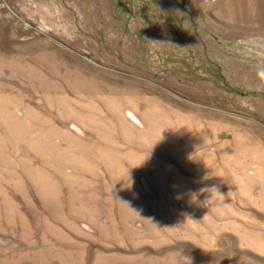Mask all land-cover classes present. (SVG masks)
<instances>
[{"label": "rangeland", "instance_id": "374dc122", "mask_svg": "<svg viewBox=\"0 0 264 264\" xmlns=\"http://www.w3.org/2000/svg\"><path fill=\"white\" fill-rule=\"evenodd\" d=\"M262 72L264 0H0V264H264Z\"/></svg>", "mask_w": 264, "mask_h": 264}, {"label": "clouds", "instance_id": "9594fccd", "mask_svg": "<svg viewBox=\"0 0 264 264\" xmlns=\"http://www.w3.org/2000/svg\"><path fill=\"white\" fill-rule=\"evenodd\" d=\"M261 74L264 75V72H262ZM201 191L202 192L207 191L209 193V197L207 199H211L213 192H215L217 195L220 194V192L216 186H211V187H208L206 189H201ZM193 195H195V199H193V196H192V199L196 200V194H193ZM178 259L181 261V264H192L191 256L186 255L183 251L178 253Z\"/></svg>", "mask_w": 264, "mask_h": 264}, {"label": "bare ground", "instance_id": "6f19581e", "mask_svg": "<svg viewBox=\"0 0 264 264\" xmlns=\"http://www.w3.org/2000/svg\"><path fill=\"white\" fill-rule=\"evenodd\" d=\"M96 91V90H95ZM83 96V95H82ZM73 116V115H72ZM80 118V117H79ZM92 119V118H91Z\"/></svg>", "mask_w": 264, "mask_h": 264}]
</instances>
